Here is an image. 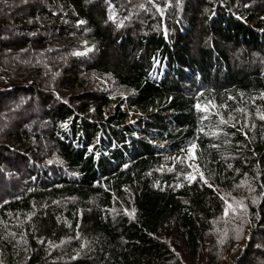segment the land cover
Returning <instances> with one entry per match:
<instances>
[{"label":"trees","instance_id":"trees-1","mask_svg":"<svg viewBox=\"0 0 264 264\" xmlns=\"http://www.w3.org/2000/svg\"><path fill=\"white\" fill-rule=\"evenodd\" d=\"M140 4L0 0L3 264H184L178 248L185 264H264V100H252L264 91V0H172L164 16ZM84 41L95 50L73 55ZM101 73L126 88L134 110L96 87ZM217 112L234 119L220 124ZM194 139L219 194L180 176L188 160L166 170V156ZM229 193L248 206L252 241L241 259L234 249L225 257L237 226L247 227L243 213L224 216Z\"/></svg>","mask_w":264,"mask_h":264},{"label":"snow or ice","instance_id":"snow-or-ice-1","mask_svg":"<svg viewBox=\"0 0 264 264\" xmlns=\"http://www.w3.org/2000/svg\"><path fill=\"white\" fill-rule=\"evenodd\" d=\"M25 3H27V0H24ZM181 3V0H176V4L177 6H179ZM146 4L147 5H151L153 8H155V10L161 15L164 16L165 14V8L166 7H171L172 6V0H167L166 4L162 7L159 3L156 2V0H146ZM146 4H140L139 7L145 10H151L150 8L146 7ZM110 8L112 9V14L109 16L110 20H114L115 19V8L113 5H110ZM87 22L84 20H80L78 21V26L79 25H84ZM84 45L85 47L83 48L82 51H76L73 53V55L76 56H85L90 52H93L95 50V45H92L91 47H88V42L84 41ZM121 95V97L123 98H127L125 93L121 92L119 93ZM204 93L201 92L199 94L200 97H203ZM243 95V94H241ZM259 98L264 100V91H262L259 94V97H252L253 102H255V100ZM229 99H232V97H229ZM65 103H67V101H65ZM210 103V102H208ZM194 107L197 109V111H200L202 108V105L200 104L199 100H197V103L194 105ZM226 107V106H225ZM94 111V110H93ZM204 111L207 112L208 108L205 106L204 107ZM238 111L240 112H244V109H238ZM216 115L219 117V123L220 124H224L227 125L229 123V121L233 120L234 118L232 116H229L227 119H225L222 115H220L219 112L216 113ZM249 115H251L249 113ZM256 116L258 117L259 120L264 121V109H260L258 108L256 111ZM206 117H202L201 119H205ZM133 122V121H130ZM247 125H244L241 127L240 131H243V127H245ZM61 127L63 128H67L68 127V123L64 122L61 124ZM231 127L235 128L236 127V123H232ZM252 127H255V125L253 124ZM205 129L203 127L198 128L197 132H204ZM208 133L205 132V135H207ZM218 133H213V135H217ZM245 135H247L246 133H244ZM162 147V146H161ZM212 147H217V145H212ZM197 149V144L195 139L191 142H189L187 144L186 147L181 148L179 151L182 154L179 157H171L170 159L173 160V167L172 168H167V171H174L175 170V162L179 161L180 163H184L185 160L191 161L190 163H188L187 167L189 169H191V171H182L180 173V176L183 177L184 180H186L187 182H189V184L191 183H201L203 185H206L208 188L214 189L215 191H217V193L219 194V188L218 186H215L212 182H210L212 179H214L213 175H209V176H205L204 171H202L200 169L199 164H197L195 161L197 159V157L195 156V150ZM47 163L52 164L53 160H49L47 161ZM56 163H63V161L57 160ZM125 169L128 168V164H125L123 166ZM229 168L232 167L231 164L228 165ZM158 171H163L165 170L164 166H161L160 169H157ZM237 172L239 171L238 169L236 170ZM151 174V173H149ZM245 176H247V174L245 173ZM179 179V177H177ZM246 181L242 180L241 184H245ZM97 184H99V181L97 182ZM156 187H159V184L157 183L155 185ZM184 184L183 183H177L174 187L176 188H181L183 187ZM106 187V186H105ZM237 187H239V185H237ZM262 187H264V185H262ZM125 191H128L127 187L125 188ZM249 191L250 192H254L255 189L252 188L251 186H249ZM231 194H226V195H222L220 198L224 201V216H228L229 213L233 214L234 216H241V213H243V216L241 217L242 219V223L247 224L250 223V219L247 218L248 216V206L247 204H245L243 199L237 200L235 197H232L231 200H229V196ZM19 198V197H17ZM258 202V198L253 196L251 199V203L253 205L257 204ZM4 203H8V201H5ZM54 203H59L58 201H54ZM111 211L113 213L117 212V210L115 208L111 209ZM124 214L128 215L129 217H131L132 219H135V214H136V209L132 208L131 210H129L128 208H124L123 209ZM257 219H259V214H257ZM236 239L240 240L243 236V227L242 225H238L236 228ZM12 235H15L14 233ZM149 235H152L151 233H149ZM77 239H79V234L76 237ZM228 238V234L227 231H225V233L223 234V236L220 239V243H223L226 239ZM41 243H44V241H41ZM61 243H64V241H61ZM48 244L50 247H56L57 245H54L52 241H48ZM87 247V241H85V243L81 246V249ZM259 247V245H258ZM174 251V249H173ZM81 251H78L76 253L75 256L72 257L73 260L78 259V257L80 256ZM177 255H179L177 253ZM0 264H3V261H0Z\"/></svg>","mask_w":264,"mask_h":264},{"label":"rangeland","instance_id":"rangeland-1","mask_svg":"<svg viewBox=\"0 0 264 264\" xmlns=\"http://www.w3.org/2000/svg\"><path fill=\"white\" fill-rule=\"evenodd\" d=\"M4 60H6V58H3V61ZM6 61L9 62V60H6ZM95 85H96V87H99L101 90H104L105 93H108L113 99H115L116 97H119L120 101L124 100L125 103L123 104V106H124V110L126 112H130L131 110H134L130 107L129 103L127 102V98L129 100L128 91L126 90V88L122 87L118 82H116L113 77H111L105 73H101L100 75L98 74V76H96ZM121 92L125 93L127 98L121 97V95L119 94ZM131 115H132V118H136L138 115V112L136 113L135 111H133L131 113ZM171 157H179V156L176 154H169L166 156L164 163H166V164L172 163L173 160L170 159ZM188 162L190 163L191 161H188ZM195 162L197 163V161H195ZM14 178H16L15 180H18L19 174L15 175ZM8 186H9V183H6V182L2 181V179H0V192L1 193L3 192V187L7 188ZM242 227H243V236L240 240H237L235 238L236 237V231L232 233L233 238L236 240L230 244V251H227L225 253V257H228L230 255L232 249H234L236 252L234 251L235 253H233V255H235V257H236V255L238 253H240L239 256L238 255L237 256H238V258L241 259L242 256L244 255L243 254L244 250L248 246L249 242L252 241V239H251V237H252L251 223H247V227L245 225H243ZM215 242H216V239L209 236L208 244L216 245ZM221 244L222 243H220V246H221ZM254 245H255V243L253 242V246ZM224 249L225 248L220 249V252L222 253V250H224ZM178 251L180 252L182 262L185 264L187 258L183 256V251L181 249L178 248ZM217 258H218L217 264H219L221 261V256H217ZM187 260H188V262H192V261H190V259H187Z\"/></svg>","mask_w":264,"mask_h":264}]
</instances>
